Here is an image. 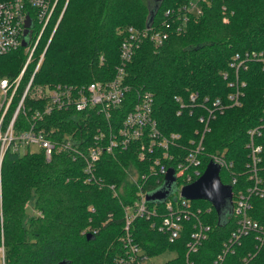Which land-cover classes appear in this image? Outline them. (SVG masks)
Listing matches in <instances>:
<instances>
[{
	"label": "trees",
	"instance_id": "trees-1",
	"mask_svg": "<svg viewBox=\"0 0 264 264\" xmlns=\"http://www.w3.org/2000/svg\"><path fill=\"white\" fill-rule=\"evenodd\" d=\"M188 1L154 0L148 6L142 0H56L19 90L44 47L25 100L26 108L43 104V98L36 96L41 91L38 89L46 85L78 86L110 80L119 64V47L127 28L142 29L152 13L149 27L165 32L166 37L156 45L146 35L124 65L126 94L121 113L129 110L138 94H149L157 129L163 135L170 132L179 135L182 151H171L177 150L181 157L188 141L197 136L200 112L182 109L176 115L178 102L174 97L185 101L188 94L196 93L200 99L206 96L227 103L228 94L234 92V87L228 84L236 76L244 83L240 87L239 105L225 108L210 122L202 141L201 159L203 164L207 161L205 155L218 153L231 161V167L219 170L218 177L222 184L237 192L246 182L245 164L249 161L246 130L264 124V63L258 59L245 60V68L241 66L235 75L230 62L234 55L249 52L260 53L264 58V0H198L199 12L187 11L184 7ZM23 49L24 46H18L0 56V75L18 74L25 58ZM34 85L41 88L35 89ZM24 119L19 114L17 124ZM105 122L101 113L89 108L56 110L41 125L46 131L55 130L52 138L71 133L73 140L81 141L78 147L83 148L97 129L106 132L108 127L117 126V119H111V126ZM253 143L260 146L257 166L264 178V128L253 137ZM136 149L133 143L125 149H115L112 154H101L94 162L92 178L85 173L81 158L73 159L65 152H53L46 160L41 149L7 150L0 160V239L4 264H57L62 260L66 264H130L120 241L124 233L122 207L132 202L136 186L146 192L159 184V178L149 169L152 157L141 162ZM130 166L137 173L135 184L126 177ZM142 174L144 179H140ZM232 178L235 183H231ZM111 184L117 189L123 184V193L114 196ZM199 200L206 202H192L210 207L209 213L201 216V222L209 230L195 252L185 255L189 227L170 242L144 217L132 221L131 241L146 259L173 254L161 264H187V260L209 264L233 230L234 217L229 216L224 224L217 223L213 205L206 199ZM29 201L31 213L24 224ZM250 204L251 218L264 224V199L251 197ZM86 233L94 237L86 239ZM253 244L252 236L243 239L225 257L224 264H264V245L253 257L246 256L254 251ZM146 259L145 264H158Z\"/></svg>",
	"mask_w": 264,
	"mask_h": 264
},
{
	"label": "built area",
	"instance_id": "built-area-1",
	"mask_svg": "<svg viewBox=\"0 0 264 264\" xmlns=\"http://www.w3.org/2000/svg\"><path fill=\"white\" fill-rule=\"evenodd\" d=\"M55 1L0 0V56L21 46L25 19L28 17L30 20L29 39L24 46L25 58L21 69L14 77L0 75V160L7 150H29V146H35L33 149H41L46 160L53 152H65L73 159L81 158L85 164V173L92 178L94 162L101 154H112L115 149H125L134 143L139 161L144 162L152 157L153 164L150 165L149 169L154 176L159 178L158 185L161 184L166 169L168 167L173 168L176 190L163 203L150 204L145 202V192L141 191L139 187L132 202L122 207L124 233L120 237V241L126 261L130 264H145L146 256L141 254L139 247L131 241L129 236V227L136 217L149 219L150 226L164 233L170 242L176 240L185 227H189L188 238L185 243V255L195 252L207 236L209 226L201 222V216L209 213L210 207L195 205L191 199L181 196L180 189L183 185L196 180L209 161L216 164L219 170L226 171L231 167L232 162L218 153L205 155L207 161L202 164V141L205 133L209 131L210 122L217 114L222 113L227 107L239 105L240 87L244 83L238 81L235 76L236 80L228 84L234 87V92L228 94L227 103L221 102L218 98L206 96L200 99L196 93L188 94L185 101L178 96L174 97L175 101L178 102L176 115L180 114L182 109H188L189 112L194 109L200 112L197 117L200 128L195 132L197 136L188 141L189 146L184 149L183 155L179 157V154H176L177 150L171 151L172 149L182 151V147L178 143L179 135L173 132L163 135L159 132L152 118V99L149 94H138L136 102L129 105V110L121 113V105L125 101L126 94V85L123 83L124 65L131 58L143 37L147 35L156 45L166 37L165 32H160L152 26L143 27L140 30L129 27L119 47V64L110 80L106 82L91 81L78 86L59 83L49 84L36 96V98H43V104L32 109L26 108L25 100L45 47L35 61L33 70L21 91L19 86L25 69L33 59L37 41L52 14ZM197 2L198 0L195 1V4L190 2L184 8L187 11L199 12ZM60 15L61 13L59 17ZM260 55V53L255 52H249L243 56L236 54L230 62V67L234 69L236 75L241 66L245 68L243 65L245 60L258 59L264 63V58ZM89 108L95 109L99 115L101 113L107 126L112 125L111 119H117V126L115 128L108 127L106 132L97 129V132L91 137L90 143L84 145L83 148L78 147L81 141L73 140L71 133L64 132L58 138H52L51 134L55 130L46 131L41 125L44 119L56 110L83 111ZM19 114H23L25 118L21 124H17ZM263 128L264 124H259L246 130L248 137L246 147L249 149V161L245 164L246 182L242 189L237 190V192L230 191L231 213L229 216L234 217V228L228 237L222 241L220 251L209 264H224L225 257L232 254L234 248L249 236H252L254 251L247 253L246 256L253 257L264 245V224L254 220L249 215L250 198L264 199V178L259 174L257 166L260 161V146L253 143V137L258 136ZM130 176L129 174V183H136V176L135 178ZM144 178L145 174H142L140 179ZM231 183H235V178L231 179ZM109 188L114 196L118 194L119 189L113 184L109 185ZM186 222H191V225H186ZM245 259L244 257L242 260ZM119 262L123 263L124 261L119 259ZM186 263L195 264L190 260H187ZM0 264H4L1 239Z\"/></svg>",
	"mask_w": 264,
	"mask_h": 264
},
{
	"label": "water",
	"instance_id": "water-1",
	"mask_svg": "<svg viewBox=\"0 0 264 264\" xmlns=\"http://www.w3.org/2000/svg\"><path fill=\"white\" fill-rule=\"evenodd\" d=\"M152 19V13H150L145 27H149ZM25 29L23 30V38L20 45L23 47L27 43L26 35L28 34V27L30 26V20L28 17L25 19ZM219 167L209 161L202 174L189 184H185L180 189L182 197L197 200L206 199L215 208L217 214V223L224 224L227 221L231 213L230 204V190L231 187L226 184H222L218 177ZM175 188V174L172 167H168L164 173L163 180L160 185L152 190L146 191L144 194V200L150 204L163 203L174 191ZM221 201H226L223 213L220 211L218 205ZM94 235L92 233H86V239H92ZM57 264H66L65 261H60Z\"/></svg>",
	"mask_w": 264,
	"mask_h": 264
},
{
	"label": "rangeland",
	"instance_id": "rangeland-1",
	"mask_svg": "<svg viewBox=\"0 0 264 264\" xmlns=\"http://www.w3.org/2000/svg\"><path fill=\"white\" fill-rule=\"evenodd\" d=\"M191 1H192V4H195V1H196V0H191ZM153 2H154V0H142V3H143V4H146V5H148V6L151 5V4H153ZM189 3H190V0L187 2V5H188ZM198 10H199V9H198ZM25 37H26V39H27V41H28V39H29V34H27ZM24 53H25V49H23V54H24ZM223 77H224V76H223ZM34 88H35V89H38V88H41V87L34 85ZM39 90H42V89H38V91H39ZM38 91H37V92H38ZM235 106H236V105H235ZM33 147H35V146H29L28 148L31 149L30 151H32ZM129 171H130V172H129ZM129 171H127V175H126L127 180H128V175H129V174L131 175L130 177H134V178H135V176L137 175V173L134 172V169H133L132 166H130ZM136 183H137V181H136ZM132 184H135V183H132ZM118 189H119L118 194L123 193V184L119 185V186H118ZM138 189H139V187H138ZM136 192H137V186H136ZM134 197H135V196H134ZM193 201L196 202V203H204V202H206V201H204V200H199V199H197V200H193ZM31 205H32V202L29 201L28 204H27V207H26V211H25V213H24V215H23V220H22V222H23L24 224L26 223V218H27V216L31 213ZM225 205H226V201H221V202L219 203V205H218V207H219V209H220V211H221L222 213H223V210H224ZM0 227H1V217H0ZM172 255H173L172 253H164V254L159 255V256L148 257V258L146 259V261H147V262L152 261V262H156V263H158V264H161L163 260L167 259L168 257H170V256H172Z\"/></svg>",
	"mask_w": 264,
	"mask_h": 264
}]
</instances>
